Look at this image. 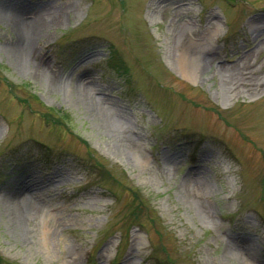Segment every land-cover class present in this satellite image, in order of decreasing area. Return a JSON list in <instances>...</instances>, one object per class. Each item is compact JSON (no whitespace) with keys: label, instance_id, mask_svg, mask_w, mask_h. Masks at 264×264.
Here are the masks:
<instances>
[{"label":"rangeland","instance_id":"rangeland-1","mask_svg":"<svg viewBox=\"0 0 264 264\" xmlns=\"http://www.w3.org/2000/svg\"><path fill=\"white\" fill-rule=\"evenodd\" d=\"M0 3L64 10L27 65L0 20V199L29 202L22 228L0 211V264H264V0ZM185 41L213 59L193 81Z\"/></svg>","mask_w":264,"mask_h":264},{"label":"bare ground","instance_id":"bare-ground-1","mask_svg":"<svg viewBox=\"0 0 264 264\" xmlns=\"http://www.w3.org/2000/svg\"><path fill=\"white\" fill-rule=\"evenodd\" d=\"M63 9L54 10L53 14L49 11L42 12L40 16L35 17L34 22H26L18 19V12H14V10L8 9L0 3V20L6 22L8 25L14 26V29L17 31L19 35L18 43H23V47L17 49V57L18 61H20L21 65H24L30 61L29 57H27V52L29 51L28 41L35 34L41 33L45 28L50 25L53 20H62L63 19ZM182 29L180 31L187 32L188 21L183 22ZM185 50L181 52V58L178 59L175 63V70L182 77L192 80L191 75L193 68H202L205 69L212 63V58L208 56L206 48L203 44H199L196 42H183L182 44ZM45 67V66H44ZM36 70H42L41 66L34 67ZM38 70V71H39ZM220 73L223 77V80L231 79L234 74L233 69L230 67L223 66L220 68ZM236 73V72H235ZM193 81V80H192ZM79 91V96L82 100L89 101L92 106H96L98 113L100 116L105 117L107 111L102 105H99L98 101L94 100L92 96L89 95L91 89L87 87H79L77 89ZM101 119V120H102ZM28 190V186L26 185L24 189H20V187H15L10 185L5 196L0 199V211L8 212V216H10V220L13 224L17 226V228H22L24 220L27 218L29 214L28 204L25 196ZM206 218L208 216L206 215ZM248 259L252 260V257L246 255V258H242L243 261H248ZM254 259V257H253Z\"/></svg>","mask_w":264,"mask_h":264}]
</instances>
